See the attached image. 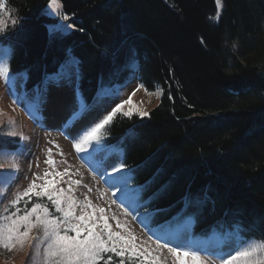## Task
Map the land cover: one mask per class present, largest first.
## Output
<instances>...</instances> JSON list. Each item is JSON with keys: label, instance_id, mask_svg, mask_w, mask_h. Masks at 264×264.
<instances>
[{"label": "trees", "instance_id": "obj_1", "mask_svg": "<svg viewBox=\"0 0 264 264\" xmlns=\"http://www.w3.org/2000/svg\"><path fill=\"white\" fill-rule=\"evenodd\" d=\"M222 2L215 21L214 0H61L74 27L52 36L48 0H3L19 22L0 44H11L10 71L24 74L25 89L42 87L71 55L88 104L132 73L162 90L149 116L118 114L103 141L121 152L131 188L159 171L140 203L175 177L138 207L163 238L180 234L184 221L173 217L190 195L201 200L184 213L195 215L192 239L221 243L237 223L245 240H264V0ZM18 148L17 138L0 139V150Z\"/></svg>", "mask_w": 264, "mask_h": 264}, {"label": "snow or ice", "instance_id": "obj_2", "mask_svg": "<svg viewBox=\"0 0 264 264\" xmlns=\"http://www.w3.org/2000/svg\"><path fill=\"white\" fill-rule=\"evenodd\" d=\"M48 6L52 13L60 16L62 20H69V16L62 12L61 0H48ZM218 8L220 0H217ZM7 17V20L5 19ZM8 20L11 21L12 28H15L18 18L12 16L5 3L0 0V35L7 33ZM72 24H55L49 27L50 34L64 33L67 29L73 28ZM10 39V38H8ZM235 48V45L233 46ZM12 46L0 47V79L5 81L8 88V94L14 95V85L17 77L23 75L20 73L12 74L10 71V60L12 54ZM79 62L75 58L69 57L60 64L51 74H47L43 81V88L39 85L35 89V96L32 103L39 110L40 106L46 102V92L49 83L59 84L62 81L71 83L73 80L79 79ZM138 89L143 85H138ZM147 91V90H146ZM119 94V90L108 92L98 89L94 99V104L98 105L104 96L110 95L112 99ZM158 95H162V90H157ZM134 95V93H133ZM171 98V97H170ZM18 103V99L13 101ZM132 99L116 104L111 112L103 116L94 126L78 134V138L74 139L73 148L78 157L81 153H89L100 151L103 147L104 130L113 121L114 117L122 114L123 117L131 118L134 114L141 118L149 116V113L143 110L134 112L131 107ZM124 105H130L127 111H122ZM94 110L93 105H89L82 94L77 89L76 108L73 110V120L78 121ZM0 121V124H3ZM7 125L10 129H14V121L9 119ZM7 136L15 137L20 135L21 140L24 139L23 134H18L15 130L6 132ZM49 149V153H50ZM88 161L85 160V163ZM45 164L54 166L55 161L51 158L45 160ZM5 165L0 164V168ZM10 169L18 170L19 165L14 161L8 165ZM90 169L95 173L97 169L89 164ZM125 164L120 162L112 167L111 172L105 171L101 176L103 182L109 188L115 191L111 194V201L125 208L124 214H133V219H139L136 216L135 209L143 207L153 200L165 194L175 177H169L167 180L159 184V187L148 197L146 201L140 203L142 193L149 185L156 183L159 178V171L152 179L144 185H136L128 187V180L132 179L124 172ZM99 174V173H97ZM64 177L68 176L67 188H56L54 184L61 181L47 179L49 176ZM71 175L66 168L63 172H45L44 183L37 184L35 177L28 187L22 192L17 193L15 198L10 201V207H16L23 198L27 197L31 200L32 196L39 200L47 198L51 207L55 212L50 211L49 205L42 202H32L31 207H26L23 215H20V209L16 212L0 217V249L12 251H24L27 246L29 249L43 248V264H114L113 257H119V264H164V260L158 254L159 250L167 249L172 257V264H264V240L248 241L241 234V229L237 223H233L227 230L222 232L225 240L233 241L234 248L229 252L217 251L211 249L204 244H197L191 237V227L195 223V215L185 216L184 213L189 206H198L201 203L199 199H192L190 195H185L183 204L184 208L177 213L173 220H183L184 227L180 229L185 235L183 238H177L175 241L164 240L160 242L157 238L156 248L145 246L143 243L138 244L136 236L128 230L126 224H122L119 219L112 216L115 220V229L110 227L106 210L103 207L96 206L84 195L83 201L76 199L74 188L81 186V181L71 179ZM79 175V173H76ZM88 187L87 185H83ZM39 189L38 191H34ZM47 189V190H46ZM91 192V188H88ZM119 193V195H118ZM105 193H101L104 197ZM163 211V210H159ZM152 213H147L146 218ZM141 224L145 227V221L141 220ZM221 228L224 227L223 222H218ZM118 229V230H117ZM33 230H37V235H32ZM75 233V235H72ZM151 239V236L149 237Z\"/></svg>", "mask_w": 264, "mask_h": 264}, {"label": "rangeland", "instance_id": "obj_3", "mask_svg": "<svg viewBox=\"0 0 264 264\" xmlns=\"http://www.w3.org/2000/svg\"><path fill=\"white\" fill-rule=\"evenodd\" d=\"M214 3L215 12L213 19L217 21L223 9V2L220 0L221 6L219 8L217 0H214ZM43 14L55 19L53 23L47 25L49 33V27L52 25L71 24L68 20L64 21L60 16L52 13L48 4L45 6ZM5 19L7 20V17ZM9 24H11L10 20H8ZM70 29H67L64 33L57 32L50 35L60 36L68 33ZM7 46L0 44V47ZM16 73L18 72L12 74ZM24 80V74L17 77L13 89L14 95H9L5 81L0 79V121L4 122L0 124V139L17 138L19 140V148L16 151L0 150V164L5 165L0 168V217L16 212L17 208L20 209L19 214L23 215L24 209L26 207L30 208L34 201L49 205L50 211L55 212L54 207H51L50 201L46 197L42 200L35 196H32L31 200L25 197L16 207H10V201L15 198L17 193H22L28 187L34 176L41 178L36 179V183L39 185L44 183L45 172H63L67 168L68 172L72 174L71 179L81 181V186L74 188L76 199L83 201L84 195L87 194L94 205L105 208L110 227L115 229V220L111 219L112 216H115L122 224H126L128 230L136 236L138 244L143 243L145 246L155 249L158 237L161 243L166 239L175 241L177 238L184 237L185 234L181 231L180 234L176 232L178 236L163 238L155 228L148 227L147 222H145L147 227L140 223L141 220H145L138 208L135 209L134 213L139 217L137 220L133 219V214L131 213L128 215L124 214L125 208L119 204V201L116 203L111 201V194L115 189L109 188L103 182L101 176L104 175L105 171L111 172L112 167L121 162V152L119 150L111 145H106L103 141V147L100 151L92 152L90 149L89 152L91 154L81 153L80 156L84 157V159H81L72 146L74 139L78 138V134H82L83 131L94 126L104 115L111 112L116 104L128 100L129 96L132 99L131 107L134 112L139 110L148 112L157 104L160 98V95L157 94L159 88L154 87L153 90H147L140 87L138 89L137 86L140 83L137 76L132 73L124 85L104 89L108 92L118 89L119 94L114 99L110 95L104 96L98 105L94 104L93 99L89 105H93L94 110L86 114L83 119L74 121L76 80L71 83L68 81H62L59 84L49 83L45 94L46 102L40 106L39 110L32 103L35 89H25L23 86ZM16 99H18V103L13 102ZM129 106L124 105L122 111H127ZM9 119L14 121V129L8 127L7 121ZM9 130H15L18 134H23L24 139L21 140L20 135L15 137L7 136L6 132ZM49 149L51 150L50 153ZM47 158L53 159L55 165L49 166L45 164ZM85 160L88 162L85 163ZM13 161L19 165L18 170L8 167ZM89 164L95 167L97 172L94 173L90 169ZM76 173H79V175H76ZM68 178V176L56 177L54 175L47 177V179L61 181V183L53 185L56 188H67L68 184L63 181H67ZM83 185L88 187L86 188ZM128 187L131 188L129 180ZM88 188H91V192L88 191ZM38 190L35 189L34 191ZM101 193H105V196L101 197ZM37 234V230H33L32 235ZM72 235H75V233H72ZM150 236L151 239L149 238ZM194 241L197 244H204L217 251L229 252L234 248V242L228 240L221 243L217 242L216 244L214 242ZM248 241L260 240L254 238ZM158 254L164 260V264H172V257L166 248L159 250ZM113 260L114 264H119L120 258L114 256ZM0 264H43V248L41 247L37 250L36 248L29 249L26 246L24 251L14 250L12 252L0 249Z\"/></svg>", "mask_w": 264, "mask_h": 264}]
</instances>
